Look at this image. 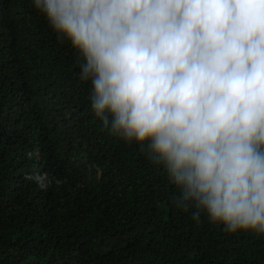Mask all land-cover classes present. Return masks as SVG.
<instances>
[{"label":"clouds","instance_id":"1","mask_svg":"<svg viewBox=\"0 0 264 264\" xmlns=\"http://www.w3.org/2000/svg\"><path fill=\"white\" fill-rule=\"evenodd\" d=\"M30 2L78 52L101 129L163 168L175 206L264 236V0Z\"/></svg>","mask_w":264,"mask_h":264},{"label":"trees","instance_id":"2","mask_svg":"<svg viewBox=\"0 0 264 264\" xmlns=\"http://www.w3.org/2000/svg\"><path fill=\"white\" fill-rule=\"evenodd\" d=\"M80 60L30 0H0V264H264V236L195 223L163 168L101 129Z\"/></svg>","mask_w":264,"mask_h":264}]
</instances>
